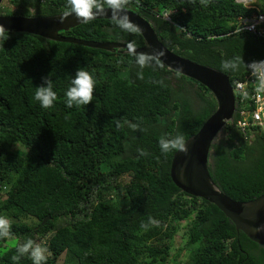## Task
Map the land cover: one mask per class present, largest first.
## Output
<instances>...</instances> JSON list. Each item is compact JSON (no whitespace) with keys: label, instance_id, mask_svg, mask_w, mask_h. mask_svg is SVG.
<instances>
[{"label":"trees","instance_id":"1","mask_svg":"<svg viewBox=\"0 0 264 264\" xmlns=\"http://www.w3.org/2000/svg\"><path fill=\"white\" fill-rule=\"evenodd\" d=\"M9 2L8 15L69 11L67 0ZM127 9L146 19L168 49L227 74L230 84L242 79L248 58L264 56L262 39L234 31L236 17L250 10L233 0H131ZM60 33L143 44L137 32L123 31L111 19ZM9 35L0 40V215L10 220L15 244L0 251V264H33L27 254L12 259L27 239L47 248L46 264H57L60 256L61 264H163L181 226L182 264H264V246L169 177L175 150L163 153L159 140L196 132L215 107L204 86L160 61L141 69L138 54L119 49ZM237 56L245 62L240 70L224 71L222 62ZM78 68L96 80L93 101L69 108L65 94ZM45 77L57 93L48 109L34 99ZM183 83L196 86L197 107L181 93ZM231 118L210 146L207 169L218 189L246 201L264 192V136L256 131L243 141Z\"/></svg>","mask_w":264,"mask_h":264},{"label":"water","instance_id":"2","mask_svg":"<svg viewBox=\"0 0 264 264\" xmlns=\"http://www.w3.org/2000/svg\"><path fill=\"white\" fill-rule=\"evenodd\" d=\"M65 12L44 16L1 13L0 24L10 32H24L48 40L75 43L105 51L119 49L121 52L131 54L160 52L162 55L158 60L166 68L204 86L213 96L215 107L196 132L185 139L187 154L182 151L172 153L169 177L179 190L213 204L233 224L236 231H241L251 241L264 246V231L256 230L264 225V192L246 201L234 200L218 189L210 179L207 169L210 146L225 123L231 119L234 110L235 90L232 89L228 75L168 49L159 41L151 24L130 9L126 8L125 12L130 20L139 26L137 33L143 42L141 46H134L133 49H129L128 44L123 41H92L62 35L60 31H66L81 23L76 19L75 14L68 16L61 23L60 18ZM96 19L113 20L110 10L106 14L97 16Z\"/></svg>","mask_w":264,"mask_h":264},{"label":"clouds","instance_id":"3","mask_svg":"<svg viewBox=\"0 0 264 264\" xmlns=\"http://www.w3.org/2000/svg\"><path fill=\"white\" fill-rule=\"evenodd\" d=\"M136 2L139 3V0H136ZM130 3L131 0H67L69 11H66L61 16L60 22L63 23L65 18L75 14L77 20L87 24L96 19L97 16L106 14L110 10L112 19L117 27L126 32L136 33L139 31V26L135 25L125 12V9ZM9 33L10 30L6 29L3 24H0V40H8L10 38ZM133 47L134 45L132 43L128 44L129 49H133ZM160 55H162L160 52L152 54L141 53L136 55V63L143 69L144 67L151 66L153 60L159 63L158 57ZM244 64L245 62L241 57L237 56L232 59L224 60L222 62V68L224 71L237 72ZM247 66L253 75L259 74L261 87H264V61H253L247 64ZM138 75L142 78V73ZM95 86L96 80L93 75L83 68H78L65 94L66 105L71 108L73 106L79 107L92 103ZM34 99L45 109L54 106V102L57 100V93L53 90V83L49 77H45L43 83L36 87ZM159 146L161 151L165 154L174 150L182 151L185 154L188 152L185 138L182 134H177L173 138L161 136ZM149 223L154 226H159V222L154 219H150ZM141 227L147 229L148 225L142 224ZM256 230L264 231V225H261ZM11 234L12 224L10 220L0 215V239H6L10 237ZM47 251V248L36 243L34 240L27 239L26 242L17 247L19 255L13 256L12 259L13 261H18L21 256L27 254L30 256L33 264H46Z\"/></svg>","mask_w":264,"mask_h":264},{"label":"built area","instance_id":"4","mask_svg":"<svg viewBox=\"0 0 264 264\" xmlns=\"http://www.w3.org/2000/svg\"><path fill=\"white\" fill-rule=\"evenodd\" d=\"M233 2L250 10L249 14L236 17L234 31H245L264 41V0H233ZM160 15L169 21L168 11L163 10ZM253 61H264V56L250 57L242 79L235 80L231 84L232 89L235 90L232 114L234 123L242 140L246 142L252 139L256 131L264 136V87H261L259 74L253 75L249 71L247 64Z\"/></svg>","mask_w":264,"mask_h":264},{"label":"rangeland","instance_id":"5","mask_svg":"<svg viewBox=\"0 0 264 264\" xmlns=\"http://www.w3.org/2000/svg\"><path fill=\"white\" fill-rule=\"evenodd\" d=\"M0 10H2V14H5L3 12H9L13 9L12 4L9 2V0H0ZM0 13V14H1ZM171 84L173 85L174 88H176L177 80L173 77L170 78ZM196 86L194 84H187L183 83L182 87V94H185L188 98L191 104L194 107H197L199 105V99L198 96L196 95ZM185 230V227L181 226L178 231L176 232L173 242H172V247L169 253V256L167 260L163 264H182V261L187 259V253L185 250H183L182 245L184 242V233L183 231ZM15 244V238H10L8 237L6 241L4 242V245H0V251L5 249L8 246H12ZM48 252L46 253V255ZM63 260V256H60L57 260V264H61Z\"/></svg>","mask_w":264,"mask_h":264},{"label":"crops","instance_id":"6","mask_svg":"<svg viewBox=\"0 0 264 264\" xmlns=\"http://www.w3.org/2000/svg\"><path fill=\"white\" fill-rule=\"evenodd\" d=\"M255 58H257V57H255ZM248 59H249V58H248ZM248 59H247V60H248Z\"/></svg>","mask_w":264,"mask_h":264}]
</instances>
